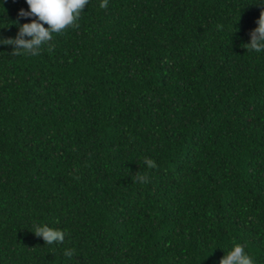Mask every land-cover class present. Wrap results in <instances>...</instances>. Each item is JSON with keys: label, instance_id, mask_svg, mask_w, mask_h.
<instances>
[{"label": "trees", "instance_id": "trees-1", "mask_svg": "<svg viewBox=\"0 0 264 264\" xmlns=\"http://www.w3.org/2000/svg\"><path fill=\"white\" fill-rule=\"evenodd\" d=\"M101 2L51 52L0 44V264H264V0Z\"/></svg>", "mask_w": 264, "mask_h": 264}, {"label": "clouds", "instance_id": "clouds-1", "mask_svg": "<svg viewBox=\"0 0 264 264\" xmlns=\"http://www.w3.org/2000/svg\"><path fill=\"white\" fill-rule=\"evenodd\" d=\"M15 2V0H13ZM28 10L20 9L15 22L18 33L15 38H0V44L12 45L14 50L12 56L23 54L38 55L43 45H49L48 51L53 50L50 42L53 34H59L68 28H79L77 22L81 13L88 5L89 0H25ZM108 0H102L99 7H107ZM20 19H31L30 23L19 24ZM257 27L249 33L250 42L243 44L246 51H264V7L260 11L259 18L255 21ZM47 25V27H45ZM222 26L218 25V28ZM144 163L149 169H155L157 164L154 160L145 157ZM134 181L147 182V173L139 172L134 176ZM33 233L42 237L45 244H62L66 232L60 229L49 227L47 224L34 225ZM64 255L71 258L74 255L73 249H65ZM219 264H255L253 258L246 254L245 247L240 243H233Z\"/></svg>", "mask_w": 264, "mask_h": 264}]
</instances>
